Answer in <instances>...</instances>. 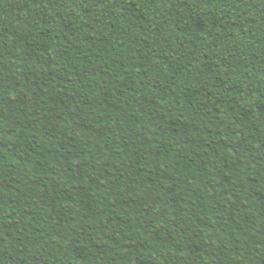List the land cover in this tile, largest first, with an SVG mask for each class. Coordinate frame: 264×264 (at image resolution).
Returning a JSON list of instances; mask_svg holds the SVG:
<instances>
[{
  "label": "trees",
  "instance_id": "16d2710c",
  "mask_svg": "<svg viewBox=\"0 0 264 264\" xmlns=\"http://www.w3.org/2000/svg\"><path fill=\"white\" fill-rule=\"evenodd\" d=\"M264 264V0H0V264Z\"/></svg>",
  "mask_w": 264,
  "mask_h": 264
},
{
  "label": "water",
  "instance_id": "95a60500",
  "mask_svg": "<svg viewBox=\"0 0 264 264\" xmlns=\"http://www.w3.org/2000/svg\"><path fill=\"white\" fill-rule=\"evenodd\" d=\"M160 256H172V257H175V258H177L178 260H180V258H179L175 253H172V252H154V251H153V253H152L151 255H149L148 257H146V258H145V256H144V251H141V252H140V257H141L142 259L145 258V262H146V264H151V260H152L153 258H155V257H160Z\"/></svg>",
  "mask_w": 264,
  "mask_h": 264
}]
</instances>
